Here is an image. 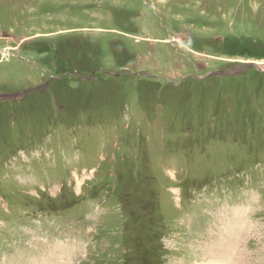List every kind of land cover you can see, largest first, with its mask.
Masks as SVG:
<instances>
[{"label": "rangeland", "instance_id": "374dc122", "mask_svg": "<svg viewBox=\"0 0 264 264\" xmlns=\"http://www.w3.org/2000/svg\"><path fill=\"white\" fill-rule=\"evenodd\" d=\"M45 84L0 100V264H264V0H0V94Z\"/></svg>", "mask_w": 264, "mask_h": 264}, {"label": "water", "instance_id": "95a60500", "mask_svg": "<svg viewBox=\"0 0 264 264\" xmlns=\"http://www.w3.org/2000/svg\"><path fill=\"white\" fill-rule=\"evenodd\" d=\"M249 67H256L255 63L253 62H247L243 63L237 67H231L227 70H217V71H212L208 74V76H216V75H232V74H238L241 73L243 70L249 68ZM99 70V69H94ZM50 81V80H49ZM48 81V82H49ZM47 87V84L45 85H37L35 87H29L23 90L15 91V92H9V93H2L0 94V100H20L27 95H29L32 92L42 90Z\"/></svg>", "mask_w": 264, "mask_h": 264}, {"label": "bare ground", "instance_id": "6f19581e", "mask_svg": "<svg viewBox=\"0 0 264 264\" xmlns=\"http://www.w3.org/2000/svg\"><path fill=\"white\" fill-rule=\"evenodd\" d=\"M240 214V213H239ZM239 217V216H238ZM222 220V219H221ZM243 220V219H242ZM232 224V223H231ZM243 226V225H242ZM233 227V225H230L229 224V222H228V224H227V228H225L226 230H230L231 228ZM239 229V228H238ZM228 234V233H227ZM227 236H225V238H226ZM232 240V239H231ZM234 240V239H233ZM212 241V240H211ZM226 241L229 243V240H228V238H226ZM209 243V242H208ZM219 243V245L218 246H220V247H222V246H225L226 244V242L224 243V242H221V241H219L218 242ZM232 243H234V242H232ZM212 244H214L213 242H212ZM209 245V244H208ZM234 245V244H233ZM200 247V246H199ZM204 247V246H203ZM216 247H217V245H216ZM227 248V247H226ZM206 250H208V249H206ZM214 252H215V250H214ZM204 253V252H203ZM212 253H213V251H212ZM233 253H236V247H233ZM216 254V253H215ZM221 255V254H220ZM236 254H233V255H231V257H230V259L228 260V261H225L221 256H217L216 257V262L218 263V264H230L233 260H234V263L235 264H237V257L235 256ZM213 260V259H212ZM211 261V260H210ZM212 262V261H211Z\"/></svg>", "mask_w": 264, "mask_h": 264}, {"label": "trees", "instance_id": "16d2710c", "mask_svg": "<svg viewBox=\"0 0 264 264\" xmlns=\"http://www.w3.org/2000/svg\"><path fill=\"white\" fill-rule=\"evenodd\" d=\"M133 206L136 207V206H135V203L133 204ZM128 212H131V211H128Z\"/></svg>", "mask_w": 264, "mask_h": 264}]
</instances>
